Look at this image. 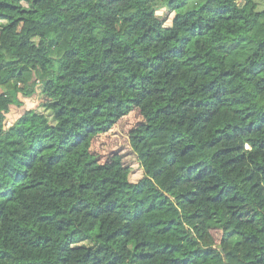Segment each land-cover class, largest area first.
<instances>
[{
  "label": "trees",
  "instance_id": "16d2710c",
  "mask_svg": "<svg viewBox=\"0 0 264 264\" xmlns=\"http://www.w3.org/2000/svg\"><path fill=\"white\" fill-rule=\"evenodd\" d=\"M196 1L0 0V264H264V9Z\"/></svg>",
  "mask_w": 264,
  "mask_h": 264
},
{
  "label": "rangeland",
  "instance_id": "374dc122",
  "mask_svg": "<svg viewBox=\"0 0 264 264\" xmlns=\"http://www.w3.org/2000/svg\"><path fill=\"white\" fill-rule=\"evenodd\" d=\"M259 3V9H264V0H257ZM202 0L190 3V5L184 9L189 10L196 8L200 5ZM183 11V10H182ZM158 15L165 20V25L168 26L171 23L174 14H170L164 9L158 11ZM41 103V101H40ZM25 116L31 118L35 126L39 130L44 131L48 135H54L59 128V124L56 123L50 113L45 111L43 107L39 105L38 100L27 103V109L24 112ZM143 118L137 110H133L129 115L122 118L113 129L107 134H99L92 145V151L95 153L101 162L109 160L115 153L123 154L124 162L131 167V181L133 183L139 182L143 177V170L139 165L136 156L132 153L129 142L130 132L137 126L142 124ZM164 189V185H160ZM212 234L219 242L221 233L217 230L212 231Z\"/></svg>",
  "mask_w": 264,
  "mask_h": 264
}]
</instances>
